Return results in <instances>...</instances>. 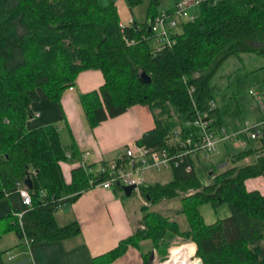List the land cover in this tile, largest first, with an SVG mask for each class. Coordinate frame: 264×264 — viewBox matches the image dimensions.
<instances>
[{"label":"trees","instance_id":"trees-1","mask_svg":"<svg viewBox=\"0 0 264 264\" xmlns=\"http://www.w3.org/2000/svg\"><path fill=\"white\" fill-rule=\"evenodd\" d=\"M141 1L125 0L130 11ZM158 4L151 0L145 22L122 27L115 0H0V201L16 191V183L25 186V179L31 180L33 187L27 190L33 201L22 224L33 244L76 237L78 223L57 226L56 206L74 202L104 179L86 175L77 165L67 184L61 161L82 157L71 134V145L63 143L56 122L27 127L39 93L59 104L80 73L100 70L99 88L79 98L88 126L94 129L131 106L144 105L153 113L154 128L136 145L172 153L181 150L173 133L180 130L184 141L193 132L186 123L196 113L194 106L213 117V130L222 126V115L210 109V102L217 98L212 78L224 61L249 53L264 59V0H202L194 7L193 20L181 22L182 30L172 35L176 44L160 50L151 47L148 31ZM141 72L150 78L148 85L138 81ZM258 126L260 146L249 143L225 170L212 164L207 182L189 155L179 167L172 166L170 182L144 183L140 194L147 204L140 208L139 227L114 249L93 257L92 264H112L146 239L165 257L168 241L176 236L190 241L193 258L202 264H264V195L245 185L264 175V121ZM113 191L125 197L121 185ZM175 197L181 204L178 215L188 221L184 231L176 220L149 209ZM202 204L229 206L230 214L206 224ZM17 211L0 219L7 228L0 235L13 230L22 239L13 214ZM150 252L142 255L143 264H149ZM4 253L0 250V264H5ZM183 263L186 256L174 253L167 264Z\"/></svg>","mask_w":264,"mask_h":264},{"label":"crops","instance_id":"crops-1","mask_svg":"<svg viewBox=\"0 0 264 264\" xmlns=\"http://www.w3.org/2000/svg\"><path fill=\"white\" fill-rule=\"evenodd\" d=\"M115 4H117L116 8L119 18H121L120 25L122 27H131L133 23L140 22L134 16L135 8L130 11L125 0H115ZM174 6L172 10H160L158 14L165 12L172 14ZM102 75L103 73L100 70L91 69L80 73L72 89L62 94L59 104L50 102L46 96L39 93L38 101L32 104V110L34 114L37 113L38 117L33 116L27 122L28 128L41 127L47 123L56 122L59 130H62L61 133L63 131L66 133L67 137L65 139L62 137L63 143L71 145L72 136L81 157L87 153V163H90L94 168H97L102 162L108 163L116 160L119 156H123L122 151L124 149L136 145V142L145 131L154 128L153 113L144 105L131 106L123 115L104 120L94 129L88 126L79 98L90 90L98 89L103 82ZM216 108L222 115V126L217 129L216 135L218 138H222L223 134H230H228L227 124L224 121L225 110H220L218 105H216ZM263 121L259 123L262 124ZM70 134L71 136H69ZM231 137L233 136L231 135ZM234 138L220 142L219 153L213 156L212 163L206 161L201 152L191 155V158L195 160L198 168L202 169L206 164L211 167L213 164L218 170H225L231 166L230 158L233 154L230 148L233 147L231 142L234 141ZM249 143L256 147L260 146L258 138L250 140V137H248L245 142L239 141L238 147L241 150H246ZM196 157H198L197 160ZM80 160L81 158L73 162L61 161L60 167L67 184L71 181L72 170ZM167 171L170 172V170ZM245 185L248 191L258 190L264 195V175L245 181ZM124 198L126 197L106 188L92 187L80 194L74 202L62 204V207L55 214L57 226L63 227L73 222L80 225V233L71 239L55 240L48 243L40 242L33 244L28 249L13 230L1 234L0 250L5 252L4 263L92 264L93 257H98L108 250L114 249L121 240L130 238L140 225L139 221L142 213L137 212L138 209L135 204L129 208L130 203H127ZM139 198L143 199L142 196H139ZM21 201L16 192L9 193L6 199L0 201V219L11 212L12 209L21 210L23 207ZM141 203L142 206L147 204L143 200ZM4 229H7L5 223L0 224V231ZM12 232L14 234H11ZM2 246L5 248H2ZM143 248H146V252H142ZM149 251H151L150 254L157 253L156 250L152 249L151 241L146 239V241L139 243L138 248L128 247L127 253H124L112 264H143L142 255L147 254ZM148 259H151L150 255Z\"/></svg>","mask_w":264,"mask_h":264},{"label":"rangeland","instance_id":"rangeland-1","mask_svg":"<svg viewBox=\"0 0 264 264\" xmlns=\"http://www.w3.org/2000/svg\"><path fill=\"white\" fill-rule=\"evenodd\" d=\"M181 0H158L157 12L160 10L171 9L176 3ZM151 5V0H142L141 4L137 5L134 10V16L137 17V21L145 22L147 18V10ZM175 9V6H174ZM174 12V11H173ZM196 13V9L192 8L187 11L186 15L189 17ZM179 28V27H178ZM176 28L175 33H179L180 30ZM151 47L155 45V39H152ZM241 55V54H240ZM264 65V59L254 53L244 54L240 57H231L224 61L220 70L215 77L212 78V82L216 87V100L220 110H225L224 121L228 134L232 135L234 141L231 142L233 147L230 148L232 154L240 152L238 147L239 141H247V134L244 132L245 126L252 127L254 124H260L264 120V69L261 68ZM65 139L66 133L63 131L61 134ZM255 145V142H254ZM125 150V149H124ZM124 150L122 152H124ZM210 167L206 164L204 167L198 168L197 172L200 177L207 182L206 174ZM144 178L147 183L154 184L158 182L167 183L171 180V172L167 170H151L144 173ZM129 204V208L133 204L136 205L138 213H141L140 207L142 206V200L144 203L146 200L139 198L134 193L131 198H124ZM147 203V202H146ZM181 204L178 197L172 198L169 201H161L157 205H150L149 209L155 213H161L164 216H169L171 219L176 220L182 231L187 230L188 221L185 217L178 215L177 210H180ZM200 211L203 215L204 221L207 224L214 223L218 218H227L230 214L229 206L222 205L220 208L214 209L208 204H202ZM11 234H14L12 232ZM190 241L184 242L179 236L173 237L168 241V251L165 257H162L158 253L153 254V259H148L149 264H167L172 258L174 253H179L186 256V260L189 264H196V257L193 258L192 246ZM2 248H5L2 246ZM142 252H146V248L142 249ZM149 258V257H148ZM167 261V262H166ZM199 261V260H198Z\"/></svg>","mask_w":264,"mask_h":264},{"label":"built area","instance_id":"built-area-1","mask_svg":"<svg viewBox=\"0 0 264 264\" xmlns=\"http://www.w3.org/2000/svg\"><path fill=\"white\" fill-rule=\"evenodd\" d=\"M202 0H181L175 5L174 12L171 13H160L153 18L150 22L149 28L151 35L155 39L156 49L160 50L166 46L175 45V40L172 35L176 31L183 21H192L194 15L187 17L186 13L188 10L201 3ZM191 90L189 93L191 94ZM216 108L215 101L210 102V109ZM196 111L193 119L186 123L189 128H192L193 132L184 141L181 139V131L173 133V142L181 147V150L176 152H168L165 149H148L145 146L132 145L126 148L123 152V156H119L116 160L111 162H105L100 164L97 168H94L90 163H87V153L82 156L78 162V166L84 171L86 175L93 173L95 176H104L103 181H100L94 187L106 188L113 191L117 185L130 186L133 185L132 193H136L137 196H141L140 189L144 185V173L150 170H170L172 166L179 167L184 163L187 156L197 154L198 152L203 153L204 159L210 163L213 161V156L219 153V144L222 140L232 139L230 135L223 134L222 138H218L216 131L213 130V117H209L206 113H202L194 106ZM34 116L38 117L37 113ZM244 132L250 137V140L260 138V129L258 124L252 125V127L245 126ZM69 157V155H67ZM187 171H191V166L186 165ZM92 183V181H90ZM16 193L18 194L22 208L21 210L14 212V216L17 219L19 227L23 237L21 241L28 249L33 245V240L27 238L24 232L22 224V216L24 210L31 207L32 201L31 196L27 190V186H22L16 183ZM62 207L61 204L56 206L59 210Z\"/></svg>","mask_w":264,"mask_h":264},{"label":"water","instance_id":"water-1","mask_svg":"<svg viewBox=\"0 0 264 264\" xmlns=\"http://www.w3.org/2000/svg\"><path fill=\"white\" fill-rule=\"evenodd\" d=\"M148 25H150V22H148ZM148 31L151 32L150 28L148 27ZM137 79L139 82L145 83L146 85H148L150 83V78L146 75V72H141L140 74H138ZM25 186H27L26 188L28 190L32 189V182L30 179H25L24 181ZM133 185L130 186H123L122 187V191H123V195L126 198H131V194H132V189H133ZM154 255L151 253L150 254V258L153 259ZM203 262L198 261V263L196 264H202Z\"/></svg>","mask_w":264,"mask_h":264},{"label":"bare ground","instance_id":"bare-ground-1","mask_svg":"<svg viewBox=\"0 0 264 264\" xmlns=\"http://www.w3.org/2000/svg\"><path fill=\"white\" fill-rule=\"evenodd\" d=\"M167 262V261H166ZM198 263V261H196ZM183 264H189L188 262L187 263H183Z\"/></svg>","mask_w":264,"mask_h":264}]
</instances>
